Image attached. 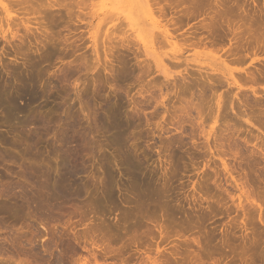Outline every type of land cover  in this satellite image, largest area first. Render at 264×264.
<instances>
[{
  "label": "rangeland",
  "instance_id": "374dc122",
  "mask_svg": "<svg viewBox=\"0 0 264 264\" xmlns=\"http://www.w3.org/2000/svg\"><path fill=\"white\" fill-rule=\"evenodd\" d=\"M22 1L42 26L0 35V264H264V0H150L155 22L132 0L135 27L125 0Z\"/></svg>",
  "mask_w": 264,
  "mask_h": 264
},
{
  "label": "bare ground",
  "instance_id": "6f19581e",
  "mask_svg": "<svg viewBox=\"0 0 264 264\" xmlns=\"http://www.w3.org/2000/svg\"><path fill=\"white\" fill-rule=\"evenodd\" d=\"M22 1V0H21ZM20 0H18V1H14L13 2V7H14V10L16 11V15H11L12 14V10L8 7V5L5 3V1L4 0H0V6H2L3 8H4V10L6 11V15L7 16H5V17H7V18H5L4 20H6L7 19V22L5 21V25H1L0 24V30L2 31L1 33H0V35L2 34L3 36H4V38L6 39L7 38V33L8 34H10V35H14V32H15V30L13 31V29H15V28H13V26L14 25H16V24H14V22L16 23L17 22V24L19 23L18 21H20V23H22L24 26H26V27H29V25L30 24H32L33 22L34 23H36L38 26L39 25H41V23H42V21H40L38 18H33L32 19V17L30 16L29 17V15L30 14H32V13H30V11L29 10H27L29 7H28V5L27 4H25L24 5V3H23V1L21 2ZM26 1V3H28V0H25ZM34 1V0H33ZM40 1V0H39ZM46 1V0H45ZM47 1H49V0H47ZM54 1V0H53ZM52 1V2H53ZM64 1H66V0H64ZM138 3H139V5H140V8H141V10H143L144 11V13L147 15V16H149L151 19H152V21H154L155 22V19H154V15H153V9L151 8L152 7V3H150L151 1L150 0H136ZM30 3H31V1H29ZM38 2V1H37ZM55 2V1H54ZM53 2V3H54ZM58 2H60V1H58ZM67 2V1H66ZM77 2V1H76ZM96 1H94L93 3H92V6L90 7V8H93V9H95V8H97V11H100V13H101V11L103 12V11H105L106 10V7H107V2H108V0H98L96 3H95ZM131 2H132V0H125V4L123 5V8H122V10H123V14L125 15V17L128 19V22H130L131 23V25L133 26V27H135L136 25H137V22H136V20L134 19V14H133V10H132V7H131ZM186 2V1H185ZM21 3L23 4V5H21ZM47 4H48V2H46ZM52 3V4H53ZM57 3V2H56ZM61 3H63V2H61ZM60 3V4H61ZM65 3V2H64ZM72 3V2H71ZM81 3V2H80ZM79 3V4H80ZM88 3H89V1H88ZM35 4H37L36 3V0H35ZM40 4V3H39ZM42 5H43V3H41ZM47 4H46V6H47ZM74 4V3H73ZM72 4V5H73ZM21 5V7H22V9L20 8V7H18V6H20ZM50 5L51 4H49V7H50ZM54 5H56V4H54ZM54 5H52L53 7H54ZM63 5V4H62ZM71 5V6H72ZM76 5V4H75ZM88 6H89V4H87ZM91 5V4H90ZM95 5L97 6V7H95ZM196 5V4H195ZM24 6H25V9H23L24 8ZM28 8H27V7ZM31 6V5H30ZM37 6V5H36ZM44 6V5H43ZM46 6H45V8H46ZM33 7V6H32ZM31 7V8H32ZM48 7V6H47ZM73 7L74 8H76V6H74L73 5ZM95 7V8H94ZM27 8V9H26ZM40 8H43V7H40ZM66 8V7H65ZM30 9V8H29ZM34 9H35V6H34ZM36 9H38V8H36ZM49 9V8H48ZM73 9V8H72ZM164 9V8H163ZM32 10V9H31ZM45 10V9H44ZM53 10V9H52ZM70 10H71V8H70ZM75 10V9H74ZM82 10V9H81ZM91 10V9H90ZM229 10V9H228ZM47 11V10H46ZM49 11V10H48ZM76 11V10H75ZM84 11V10H83ZM230 11V10H229ZM35 12V11H34ZM39 13V10H37L36 11V13ZM41 12H42V10H41ZM40 12V13H41ZM68 12V11H67ZM70 12V14L72 13V12H74V11H69ZM77 12V11H76ZM78 12H80V11H78ZM78 12H77V14H78ZM37 13V14H38ZM45 13H47V12H45ZM63 13V12H62ZM87 13V12H86ZM94 14H96L95 12H93ZM93 13H90V14H92V15H94ZM166 13V12H165ZM34 14V13H33ZM69 14V13H68ZM80 14H82V13H79V15ZM88 14V13H87ZM90 14H89V17H88V19L90 18ZM161 14H162V12H161ZM229 14V13H228ZM47 15V14H46ZM78 15V16H79ZM167 15V14H166ZM35 16V15H34ZM33 16V17H34ZM51 16H52V14H51ZM69 16V15H68ZM71 16V15H70ZM69 16V17H70ZM81 16V15H80ZM83 16V15H82ZM87 16V15H86ZM253 16V15H252ZM251 16V17H252ZM45 17V16H44ZM47 17V16H46ZM125 17H123V18H125ZM18 18V19H17ZM40 18V17H39ZM41 18H42V16H41ZM49 18V17H48ZM15 19H17V20H15ZM43 19H45V18H43ZM76 19V18H75ZM83 19V18H82ZM92 19H93V16H92ZM216 19V18H215ZM217 19H218V17H217ZM216 19V20H217ZM220 19H222V18H220ZM46 20V19H45ZM89 20H91V19H89ZM172 20V19H171ZM219 20V19H218ZM223 20V19H222ZM251 20V19H250ZM254 20V19H253ZM123 21V20H122ZM173 21H175L174 19H173ZM224 21V20H223ZM13 22V23H12ZM32 22V23H31ZM44 22V21H43ZM46 22H47V20H46ZM109 22V21H108ZM219 22V21H218ZM53 23H54V21H53ZM68 23V22H67ZM249 23H252V21L251 22H249ZM14 24V25H13ZM44 24H45V22H44ZM64 24V23H63ZM122 24H123V22H122ZM215 24V23H214ZM13 25V26H12ZM46 25V24H45ZM48 25V24H47ZM46 25V26H47ZM202 25H203V23H202ZM240 25V24H239ZM242 25V24H241ZM4 26V27H3ZM18 26V25H17ZM16 26V27H17ZM42 26V25H41ZM41 26L39 27V28H41ZM126 26V25H125ZM215 26V25H214ZM214 26H212V27H214ZM217 26V25H216ZM218 26H219V24H218ZM221 26V25H220ZM219 26V27H220ZM227 26V25H226ZM233 26H234V24H233ZM15 27V26H14ZM48 27V26H47ZM222 27V26H221ZM13 28V29H12ZM25 28V27H24ZM29 28H31V26L29 27ZM124 28V27H123ZM137 28V27H136ZM139 28V27H138ZM137 28V29H138ZM215 29H217V28H215ZM225 29V28H224ZM40 30V29H39ZM104 30V29H103ZM164 30V29H163ZM221 30V29H220ZM228 30H229V28H228ZM18 31V30H17ZM16 31V32H17ZM127 31V30H126ZM213 31V30H212ZM222 31V30H221ZM231 31V30H230ZM15 32V33H16ZM132 32V31H131ZM176 32V31H175ZM213 32H215V30L213 31ZM212 32V33H213ZM216 32H217V30H216ZM241 32V31H240ZM19 33V32H18ZM46 33V32H45ZM118 32L116 31V34H117ZM119 33H120V30H119ZM125 33H127V32H125ZM138 33V32H137ZM163 33L166 35V38L169 40V42H171L172 43V40L174 39H172L171 38V35H169V30H168V28L167 27H165V31H163ZM229 33H231V32H229ZM112 35H114L113 33H111ZM111 34H109V35H111ZM115 34V35H116ZM134 34V33H133ZM155 34V33H154ZM179 34V33H178ZM222 34V33H221ZM227 34V33H226ZM16 35V34H15ZM135 35V34H134ZM213 35H214V33H213ZM229 35V34H228ZM232 35V34H231ZM233 35H235V34H233ZM240 35V34H239ZM241 35H243V34H241ZM108 36V35H107ZM13 37V36H12ZM15 37V36H14ZM160 37H163V35H160ZM117 38H118V36H117ZM125 38V37H124ZM129 38V37H128ZM177 38V37H176ZM244 37H242V39H243ZM113 39V38H112ZM127 39V38H126ZM126 39H124V40H126ZM131 39H133V38H131ZM157 39V38H156ZM156 39H155V41H156ZM162 39H164V38H162ZM199 39V38H198ZM222 39V38H221ZM220 39V40H221ZM239 39H241V38H239ZM121 40V39H120ZM130 40V39H129ZM176 40V39H175ZM179 40V39H178ZM213 40V39H212ZM229 40V39H228ZM232 40H234V39H232ZM231 40V41H232ZM113 41H115V37H114V39H113ZM165 41H166V39H165ZM174 41V40H173ZM217 41V40H216ZM219 41V40H218ZM225 41V40H224ZM235 41V40H234ZM239 41V40H238ZM112 42V41H111ZM119 42V41H118ZM126 42V41H125ZM132 42V41H131ZM164 42V41H163ZM162 41H161V43H163ZM178 42H180V41H178ZM213 42V41H212ZM229 42V41H228ZM233 42V41H232ZM239 42H242V41H239ZM123 43V42H122ZM136 43H138V42H136ZM183 43V42H182ZM236 43H237V41H236ZM139 44V43H138ZM175 44H176V42H175ZM225 44V43H224ZM224 44L222 43V45L224 46ZM234 44H235V42H234ZM241 44V43H240ZM135 45V44H134ZM158 45V44H157ZM178 45V44H177ZM221 45V44H220ZM230 45V44H229ZM239 45V44H238ZM237 45V46H238ZM176 46V45H175ZM181 46V45H180ZM163 47V46H162ZM225 47V46H224ZM141 48V47H140ZM184 48H186V47H184ZM229 48H230V46H229ZM228 48V49H229ZM232 48V47H231ZM233 49V48H232ZM241 51V50H240ZM227 51H225V53H226ZM239 52V51H238ZM224 54V53H223ZM229 54V53H228ZM239 55V54H238ZM181 56V55H180ZM228 56V55H227ZM241 56V55H240ZM251 56V55H250ZM245 57V56H244ZM239 58V57H238ZM248 58V57H247ZM229 59V58H228ZM249 59V58H248ZM243 61V60H242ZM246 61V60H245ZM244 61V62H245ZM145 63V62H144ZM238 63V62H237ZM262 63V62H261ZM247 69V68H246ZM252 69H255L256 70V68L255 67H253ZM247 70H249V68L247 69ZM251 72V71H250ZM254 72H256V71H254ZM261 72V71H260ZM245 73V72H244ZM247 73V72H246ZM231 74V73H230ZM234 74V73H233ZM255 74V73H254ZM253 74V75H254ZM257 74V73H256ZM255 76V75H254ZM247 78H249V77H247ZM33 79V78H32ZM229 79H233V76H232V78H229V76H228V81H230ZM244 79H246V78H244ZM31 80V79H30ZM235 80V79H234ZM242 80V79H241ZM247 80V79H246ZM249 80V79H248ZM247 80V81H248ZM34 81L35 80H31V84L30 85H32V86H34ZM250 81V80H249ZM248 81V82H249ZM235 82H236V80H235ZM235 84H237V83H235ZM237 88H239V86H238V84H237ZM25 91V90H24ZM23 91V92H24ZM243 91V90H242ZM241 91V92H242ZM243 95V94H242ZM2 102V101H1ZM9 112H12L11 110H9ZM123 114V113H122ZM113 117V116H112ZM116 119V118H115ZM114 125H115V123H114ZM115 126H118V123H117V125H115ZM115 129V128H114ZM116 131H117V133H119L120 132V129L118 128V127H116ZM120 138L118 137V139L116 140V141H118ZM70 142H73V140H67V143H70ZM115 143H118V142H115ZM119 144V143H118ZM120 145H121V142H120ZM76 157V154H74V158ZM129 165H130V167L129 168H131V169H135L134 168V166L131 164V163H129ZM225 169H227V168H225ZM135 171H137V170H135ZM65 176L68 178V179H70L71 181H73V178H74V173L73 172H71L70 170H68V171H65ZM135 176V175H134ZM45 189H47V188H45ZM147 189V187L145 188V190ZM47 190H49V189H47ZM56 190H58V192L60 191V190H62V188H61V184H58V185H55L54 186V190L52 191L53 192V194L52 195H54L55 194V191ZM148 190V189H147ZM149 193L150 192H148V194H146V196L144 197V196H142L141 198H142V200L143 199H146V200H149V199H151V197H150V195H149ZM142 195V194H141ZM107 257V256H106Z\"/></svg>",
  "mask_w": 264,
  "mask_h": 264
}]
</instances>
